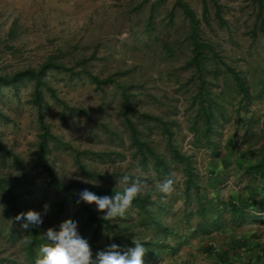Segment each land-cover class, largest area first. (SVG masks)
<instances>
[{
	"label": "rangeland",
	"instance_id": "1",
	"mask_svg": "<svg viewBox=\"0 0 264 264\" xmlns=\"http://www.w3.org/2000/svg\"><path fill=\"white\" fill-rule=\"evenodd\" d=\"M48 62L62 68L45 72L39 109L33 81L0 87V264H35L46 230L69 219L93 261L111 244L126 250L148 238L144 264H197L181 261V245L155 256V240L177 235L153 221L168 224L166 214L181 207L190 218L189 199L204 191L184 192L188 174L197 182L218 157L264 165V0H0V76ZM202 107L214 115L209 140ZM137 165L150 186L174 174V192L152 199L150 188L124 218L107 221L95 204H77L85 187L112 197L124 175L137 178ZM45 204L41 225L24 230L15 221ZM262 217L255 230L264 238ZM174 221L181 228L188 220Z\"/></svg>",
	"mask_w": 264,
	"mask_h": 264
},
{
	"label": "crops",
	"instance_id": "2",
	"mask_svg": "<svg viewBox=\"0 0 264 264\" xmlns=\"http://www.w3.org/2000/svg\"><path fill=\"white\" fill-rule=\"evenodd\" d=\"M219 160L220 157L215 159L201 173L195 188L192 187L197 193L204 192L202 198L189 199V202L195 201L190 218L181 212L183 207L179 212L165 213L172 221L167 224L166 220L162 226L168 229V235L177 236L170 244L167 238L153 239L157 248L155 256L173 253L175 246L181 245V261L187 258L197 264H264V238L255 230V223L261 222L264 215V165L253 169L247 163L238 165L228 158L223 163ZM235 161L238 162L236 158ZM240 174L242 177L238 179ZM253 178L258 180H251ZM258 181L257 189L254 184ZM209 194L211 197L203 201ZM178 215L188 220L181 228L174 221ZM141 243L146 245L149 239Z\"/></svg>",
	"mask_w": 264,
	"mask_h": 264
},
{
	"label": "clouds",
	"instance_id": "3",
	"mask_svg": "<svg viewBox=\"0 0 264 264\" xmlns=\"http://www.w3.org/2000/svg\"><path fill=\"white\" fill-rule=\"evenodd\" d=\"M134 171L137 178L130 181V177L124 175L117 184L122 190L115 191L112 197H99L84 189L78 194L77 204L81 202L95 204L97 210L104 213L102 219L107 221L124 218L133 201L141 195H147L150 188L152 199L158 196H170L175 190L174 174L150 186L146 178L141 179L146 176L141 166L137 165ZM84 182L96 185L94 180ZM49 209L50 206L45 204L43 212L29 210L26 213H19L14 219L18 223L22 222L21 227L24 230H29L43 223V217L48 214ZM42 237L46 243L40 245L35 264H144L143 257L147 252L144 244L134 238L132 241L134 247L121 251L118 245L111 244L107 250L97 252L96 260L93 261V252L88 241L80 236L78 222L71 219L64 221L58 232L49 228Z\"/></svg>",
	"mask_w": 264,
	"mask_h": 264
},
{
	"label": "trees",
	"instance_id": "4",
	"mask_svg": "<svg viewBox=\"0 0 264 264\" xmlns=\"http://www.w3.org/2000/svg\"><path fill=\"white\" fill-rule=\"evenodd\" d=\"M190 15L192 17V14H190ZM192 20L195 21L194 17H192ZM194 42H195V40H194ZM200 57H201L200 49H199V46L196 43V45L194 47V50H193V58H192V62H193V64L195 66H199V64L201 62L200 61ZM60 68H62V67L57 65V64H54L52 62H48V63L43 64L37 70L28 69V70H25L23 72H19V73L13 74V75L0 76V87L2 85H7L10 88H13L15 91H17L18 85L23 80L27 79V80L33 81L34 84H35V87H34V102H35L36 106L39 109L40 108V103H41V92H40L39 88L41 86L42 79L45 76V72L47 70H49V69H60ZM228 70L234 76V80L236 82V86L239 89L240 93L242 94V97H244L246 100H251V97H250L247 85L245 83V80L243 78H241L240 74L238 72H235L233 69L229 68ZM202 113L204 115V121H205L204 136H205L206 139L209 140V138H210L209 137V131L211 129V125H212L211 121H212L214 115L211 114V111H207L206 107H202ZM45 144H46V137H45V135H43V137L41 138V142L39 144V148H40L41 151L45 150ZM171 150H172V152H173V154L175 155L176 158H181V159L183 158L182 155H179L177 153V150H176V148L174 146H171ZM150 152H151V155L153 156V159L156 162L155 165L158 166V165L162 164V161L157 156V154L153 153L152 151H150ZM166 175H168V173H166ZM188 175L189 176H188V178L186 180V183H185V190H184L185 193L188 191V188L190 187L191 184H192V186L195 187V182L191 181L190 174H188ZM51 177H52L53 182H55L59 186V183H58L57 179L55 178V176L51 175ZM85 188L87 190L95 193V194H99L98 191H94V190H92V189H90L88 187H85ZM136 199L138 200V198H136ZM91 219H93V217H91ZM99 222H101V220H99ZM153 222L158 225L159 229H161L162 231H165L168 234V232H169L168 229L166 227L162 226L161 221H159V222L153 221Z\"/></svg>",
	"mask_w": 264,
	"mask_h": 264
}]
</instances>
